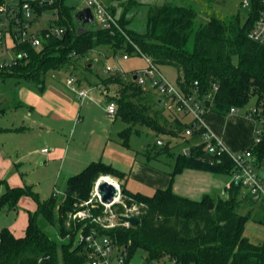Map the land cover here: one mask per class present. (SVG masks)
I'll return each mask as SVG.
<instances>
[{
  "label": "trees",
  "instance_id": "16d2710c",
  "mask_svg": "<svg viewBox=\"0 0 264 264\" xmlns=\"http://www.w3.org/2000/svg\"><path fill=\"white\" fill-rule=\"evenodd\" d=\"M107 7L116 16L109 4ZM43 10H57L59 18L55 23L64 28L63 33L44 39L39 47H33L29 40L14 43L17 56L10 63L0 64V79L12 78L16 85L31 84L42 92L48 71L74 69L98 46H106L112 54L145 55L158 67H175V85L185 94L196 90L205 97L212 84L217 83L212 99L205 100L209 111L225 114L234 107L245 111L255 108L253 119L261 126L262 135L253 151L264 160V45L248 37L257 13L255 7L245 11L239 6V14L227 20L212 17L201 22L197 21V10L191 6L169 1L153 4L147 8L142 34L126 28L125 13L116 16L119 28L105 29L97 24L81 27L74 16L77 11L66 0L38 6V14ZM91 62L86 61L83 70L89 71ZM82 77H77L78 82L88 81ZM121 78L122 74L115 72L103 83L116 85V93L107 96V100L116 102V116L126 124L120 131L123 145L128 146L131 133H139L141 127L186 142L183 133L189 122L165 115L159 97L145 91L132 76L128 81ZM251 101L252 106H247ZM170 143L168 140L155 146L148 158L171 154L174 145L171 147ZM203 155L202 146L192 144L188 154L175 153L170 175L186 168L229 174L231 162L227 156L211 162ZM100 175L123 177L111 165L93 161L67 179L64 196L52 193L40 200L29 186L7 185L0 194V209L6 205L14 207L22 196L33 197L37 206L29 213L22 236H14L6 227L0 229V264H86L84 246L76 239L80 224L68 221V215L90 197ZM121 187L124 194L143 203L136 225L106 232L115 243L128 247V259L140 248L145 253L144 262L152 264L164 256L173 264H264V239L255 244L243 235L248 215L237 213V202H245L237 189H229L226 198L206 194L194 200L176 194L171 185L151 195L132 193ZM248 203L256 204L251 200ZM257 208L264 214L262 205L258 204Z\"/></svg>",
  "mask_w": 264,
  "mask_h": 264
},
{
  "label": "crops",
  "instance_id": "0c3cea01",
  "mask_svg": "<svg viewBox=\"0 0 264 264\" xmlns=\"http://www.w3.org/2000/svg\"><path fill=\"white\" fill-rule=\"evenodd\" d=\"M51 79V75L46 76L42 92H38L30 84L29 85L34 91L22 89V91L20 90L17 93L14 90L11 96H6L0 91V180H2V183H0V194L5 192L7 185L10 187L29 186L39 197V193L36 189L42 184H47L44 183L47 181V177L46 175L32 176L34 173L33 168H30V163L32 155L38 153V151L23 148L25 143H28L29 140H33L32 138L35 133L31 132L38 129L47 130L52 126L62 128V125L68 126V124L77 128V126L84 121L85 115L82 114V105L85 99L80 100L76 97L77 100H79L78 103L75 101L73 94H70V89L66 84L63 85L59 81L50 82ZM78 85L82 87H92L97 86L98 84H95L94 81L88 82L83 80V82H79ZM95 89L101 91L100 88H93L92 90ZM27 93H32L34 97L29 96ZM151 93L153 97H159L158 101L160 106H164V104H166L163 101V97H161L154 89ZM105 98L107 97L105 96ZM88 100L92 101L93 96H91ZM21 108L26 109L27 113H24V111L21 110L20 113L23 115L20 117L18 112ZM35 111H38L40 118L42 117L41 120H37L33 117ZM104 112L107 115L105 109ZM6 113L9 117H6ZM170 116L171 118L179 117L181 120L186 122H190L191 120L189 116L180 115L179 113L176 114L175 112H171ZM109 118L117 119L118 117L115 116ZM245 120L246 119L240 117V115L232 114L227 116L210 110L206 114L204 121L208 128L215 135L220 137L224 146L229 151H239L245 149L246 147L248 148L251 141L250 137L247 138L244 135L242 136L237 132H234L236 130L235 127L242 126V122ZM113 121L114 120H112V122ZM125 127L126 124L124 123V126L117 131L118 137L114 136V133L107 131L106 128L102 129L103 134H100L97 137L96 145L102 142L103 147L97 154L98 160H93L102 161L122 172V178L113 177L116 178L121 185L125 187V189L132 193L151 195L155 190L165 189L171 185L173 192L176 194L194 200H199V197L209 194V192L210 194L214 192L212 187L206 186L207 188L205 189L204 187H201L202 185L194 183V179L197 178L200 180V177L205 178V174L209 171L186 168L180 173L173 176L170 175V171L174 163V155L177 153L173 149L177 146H181V150L178 152H182L184 149L190 148V144H195L192 143L191 138H187V140L190 141L188 142L186 140L185 142V139H175L167 134L158 135L152 131L154 135L153 140L161 137V139H163L161 144L170 140V146L173 144L174 147L171 146V154H159L149 159L148 155H152L153 151L156 150V143L152 142L144 145L141 151H134L132 149L128 150L127 148L130 146L123 145L120 137V131H122ZM143 128L146 127H141L139 130ZM42 136L46 137L44 133ZM42 136L39 134L37 135L38 138ZM20 137L22 138L19 139ZM48 140L49 143L46 142L47 144L50 145V143L53 142L55 145L51 146L50 149L47 148V146L40 148V152L38 154V165L43 164V166H39L46 167L44 163L60 159L61 162L56 174V179L58 180L59 172L63 164V158L72 154L73 149L71 148H73L74 139L73 136L66 137V143L62 144V146H58L56 144L58 140L56 137H52V135ZM176 141L179 142L178 145L174 144ZM44 148L47 150L43 151ZM79 162L80 159L76 158L75 161H72V164H77ZM36 163L37 160L35 159V164ZM38 165H35V171L37 173L39 170L37 168H40ZM56 183L57 181H55V184ZM55 184H52L51 186L52 191L50 195L52 193L57 194L62 192V190L60 191L59 189L55 190ZM217 193H219V191ZM46 198H42L40 200H44ZM31 200L32 199H30L29 196H22L19 198L14 207L6 205L0 209V229L6 227L14 236H22L28 223L29 213L36 210L37 204L35 201Z\"/></svg>",
  "mask_w": 264,
  "mask_h": 264
},
{
  "label": "built area",
  "instance_id": "2783aa9c",
  "mask_svg": "<svg viewBox=\"0 0 264 264\" xmlns=\"http://www.w3.org/2000/svg\"><path fill=\"white\" fill-rule=\"evenodd\" d=\"M85 2V7H89L93 15V22L98 26L111 29L113 26L119 28L117 17L114 16L107 5L101 0H79ZM53 0H0V19L3 17L7 22V30L0 29V39L6 31H9L14 43L29 40L33 47H39L42 41L51 35L60 36L64 28L55 22L59 15L57 10H43L38 14L37 8L49 5ZM242 10L251 11L256 8V17L252 27L248 32V37L259 44L264 45V0H239ZM45 15L51 17L45 19ZM45 20V23H44ZM1 26V23H0ZM35 26V27H34ZM3 32V33H2ZM19 55L26 56L24 52ZM120 54L116 55L119 57ZM126 52L121 54L122 59H127ZM147 62V67L137 69L132 77L137 84L142 87L149 82L151 87L163 97L164 103L169 106L178 107L184 115L190 117V126L183 133L185 138L198 135L201 141L193 145H201L205 153L212 155L213 161L222 156H227L231 162L228 180L225 183L226 189H237L238 195L244 201L251 200L264 208V160L259 159L254 153L253 147L259 143L262 135L261 126L253 119L255 108L245 111L254 123L253 142L242 152L230 153L224 146L220 137L215 135L205 124L204 116L209 110L206 98L212 99L218 89V84L213 83L211 91L204 96H200L196 90L188 94L183 93L175 84L170 83L147 56L141 55ZM105 72L112 70L110 65H106ZM78 78L69 76L66 85L80 100L91 98L89 95L93 88L97 86L82 87L78 85ZM105 94L106 91L102 90ZM109 117H115L117 104L114 100H107L105 107ZM239 108H230L231 112H239ZM189 150V148H186ZM183 153L188 154V150ZM47 149L44 148L43 151ZM211 161V162H213ZM112 184L118 192L111 203H104L98 193L97 185L102 180L100 176L91 192L90 197L79 204V208L68 215V221L79 223L77 231V241L82 243L86 254V264H152L134 263L131 258H127L124 246L115 243L113 236L106 233L119 227L129 228L133 226L128 221H124L120 216L130 217L137 215L140 217L142 202L136 201L133 197L124 194L121 183L113 176Z\"/></svg>",
  "mask_w": 264,
  "mask_h": 264
},
{
  "label": "rangeland",
  "instance_id": "374dc122",
  "mask_svg": "<svg viewBox=\"0 0 264 264\" xmlns=\"http://www.w3.org/2000/svg\"><path fill=\"white\" fill-rule=\"evenodd\" d=\"M173 2L178 4H183L186 6H191L195 10H197L198 18L197 21L204 22L209 18L215 17L218 19H224L227 20L230 16L239 14V0H225L224 3L220 2H209L208 0H102V2L107 5L109 4L112 9H114L116 16H120L122 13H125V18L127 19L128 23L126 24V28L134 33L142 34L145 32V24H146V13L147 8L150 5L153 4H161L163 2ZM66 3L73 5L75 12L79 11L80 9L84 8L85 2L79 1V0H66ZM51 16L45 15V19L49 18ZM0 29L1 30H7L5 27L7 22L4 21V18L2 17L0 19ZM45 23V20H44ZM97 24L95 21L93 23H90L89 26H94ZM35 27V26H34ZM3 33V32H2ZM14 40L12 39L9 31L5 32V35L3 36L0 44V64L1 63H10L13 61V59L17 56V52L13 49ZM123 52H118L112 54L111 51L107 49L106 46H98L95 50H92V52L89 54L88 58L82 59L79 61V65L77 67L73 68H65L60 70H54V71H48L47 76L51 75L52 81H59L63 85L66 84V80L69 76H76V77H86L88 81H94V83L98 84L101 91L105 90L107 94H105L103 91L99 90H91L89 95L93 96V100H88L89 98L85 99L83 101L82 105V114L85 115L84 121L77 126V128H74L68 124V126L62 125L60 127H50L49 129H38L31 133H35L33 136V140H29L28 143H25L23 148L36 150L38 153H35L32 155L30 168H33V177L39 176V175H46L47 181L42 184L40 187L36 189L39 193V198H46L50 195L52 191V184H55V181L57 183L54 185L55 190H62V192L55 193L57 197L64 196V189L66 188V179L77 172H79L84 166H86L88 163H90L93 160H98V153L102 149L103 145L102 142L98 143L96 145V139L100 134H103L102 129L106 128L107 131L114 133V136H117V131L120 130L124 126V123L122 120L118 117L115 118H109L105 112L104 109L107 105V98L105 96H111L114 95L116 85H105L103 83V80L112 75L115 72H119L122 74V81H128L130 79V76L134 74V72L137 69L145 68L147 67V62L144 59V57L137 55V54H130L127 59H122L121 54ZM119 55V57H116V55ZM92 61L89 63V66L91 67L89 71L83 70V64H85L86 61ZM106 65H110L112 70L105 72L104 68ZM160 71L162 72L163 76L172 84L176 83V76L177 71L175 67L171 65H162L159 67ZM91 72V73H90ZM83 78V77H82ZM14 80L12 78H5L4 80L0 79V91L3 92L4 95H12L14 90L15 92H19L22 89L25 90H33L31 86L27 83H21L19 85L14 84ZM83 82V81H82ZM81 83V82H80ZM48 84V83H47ZM101 86V87H100ZM67 87V86H66ZM145 91L149 92L152 91L151 84L147 82L143 87ZM69 90V89H68ZM34 91V90H33ZM28 94V93H27ZM70 94H73L75 97V101L79 103V100H77V96L70 91ZM29 96L34 95L32 93L28 94ZM151 95V94H150ZM10 102V101H9ZM15 102V101H14ZM253 101L249 102L247 106H252ZM4 104V103H3ZM2 105V104H1ZM156 108V106H154ZM164 110L163 112L165 115H170L171 112H175L176 114L179 113L180 115H184L183 112L178 108L174 106H169L167 104H164L163 106ZM21 110L24 111V113H27V110L24 108H21L19 110V116L21 117L23 114H21ZM176 110V111H175ZM170 112V113H169ZM209 110L207 111V113ZM206 113V114H207ZM7 114V113H6ZM5 114V115H6ZM205 114V116H206ZM240 115V117L246 119L242 122V126L235 127L236 130L234 132H237L240 135H244L247 138L250 137L251 141L248 147L253 142V130H254V123L253 121L246 116L245 112L241 109L238 112H231L228 111L225 113V115ZM17 116V115H16ZM204 116V120H205ZM2 117V116H1ZM6 117H9L7 114ZM34 118L37 120H41L40 115L38 111H35V114L33 115ZM171 118V116H169ZM112 120H114L112 122ZM75 129V130H73ZM232 130V129H231ZM43 133L46 135L42 136ZM51 133V134H50ZM61 133V134H60ZM40 135L42 137H37V135ZM49 135V136H48ZM52 135V137L57 138V145L62 146V144L66 143V137L73 136V151L72 154L65 156L63 158V164L61 166L58 180L56 179L57 170L59 169L60 159L59 160H53L51 162L44 163L46 167H40L39 165V152L40 148L47 146V148H51V146H54L55 143L51 142L49 143V137ZM153 133L151 130L147 128H143L140 130L139 133H131L129 138V148L128 150H139L141 151L144 145L148 143L155 142L156 146H161L162 144L157 142L158 139L153 140ZM182 137V135H181ZM20 137L19 139H21ZM183 138H185L183 136ZM192 140V143H198L201 141V137L198 135L190 137ZM47 139V140H46ZM188 142L190 140H187ZM47 142V143H46ZM22 145V144H21ZM20 145V147H21ZM76 146V147H75ZM227 149V148H226ZM247 149V147L245 148ZM243 150L239 151H228L230 153H236V152H242ZM174 151L178 152L181 150V146H177L173 149ZM188 149H186L187 151ZM183 152V151H182ZM33 153V152H32ZM172 156V155H171ZM173 157V156H172ZM80 159L79 163L72 164V161H75V159ZM35 159L37 160V163L35 164ZM42 161V160H41ZM35 165H38L40 168L38 170V173L35 171ZM212 175V176H211ZM100 176H108V175H100ZM99 176V177H100ZM111 176V175H110ZM205 178L200 177V180L197 178L194 179V183L198 185H202L201 187H204L205 189L208 187L213 188V193L208 195H211L214 198L217 197H223L226 198L228 195V189L225 188V183L228 180V176L225 173H206ZM50 183V184H48ZM135 187V186H134ZM40 188V190H39ZM64 190V191H63ZM140 190V189H138ZM219 191V193H217ZM31 201L36 200L29 196ZM202 197H199L198 199H201ZM239 199V197H237ZM249 200H246L245 202H237L236 204V210L237 213L240 215H248V218L245 221L244 228H243V235L252 243L260 244L264 239V214L259 212V209L257 208L256 204L248 203ZM4 207V206H3ZM2 207V208H3ZM1 208V209H2ZM78 236L76 235V239ZM131 261L134 263H144L145 261V253L142 249H137V251L133 254L131 257ZM155 264H173L172 260L168 256L162 257L159 261H157Z\"/></svg>",
  "mask_w": 264,
  "mask_h": 264
},
{
  "label": "water",
  "instance_id": "95a60500",
  "mask_svg": "<svg viewBox=\"0 0 264 264\" xmlns=\"http://www.w3.org/2000/svg\"><path fill=\"white\" fill-rule=\"evenodd\" d=\"M74 16L77 17V19L80 21L81 27H84L86 24H90L93 22V15L89 7H84L80 9L79 11L75 13ZM134 78L135 76H133V79ZM157 142L162 143L163 139H158ZM203 158L207 161H213L212 155L208 153H205L203 155ZM97 190L101 196V200L104 203H111L114 196H116L118 192L117 188L111 182H108L107 180L99 181L97 185ZM120 218L124 221H128L132 225H136L140 221V217L137 215H133L130 217L120 216ZM124 250L125 252H127L128 247L124 246Z\"/></svg>",
  "mask_w": 264,
  "mask_h": 264
},
{
  "label": "bare ground",
  "instance_id": "6f19581e",
  "mask_svg": "<svg viewBox=\"0 0 264 264\" xmlns=\"http://www.w3.org/2000/svg\"><path fill=\"white\" fill-rule=\"evenodd\" d=\"M107 180L108 182H112V179L109 176L102 177V181Z\"/></svg>",
  "mask_w": 264,
  "mask_h": 264
}]
</instances>
